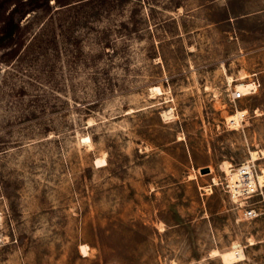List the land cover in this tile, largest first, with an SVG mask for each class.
Wrapping results in <instances>:
<instances>
[{
    "label": "rangeland",
    "instance_id": "rangeland-1",
    "mask_svg": "<svg viewBox=\"0 0 264 264\" xmlns=\"http://www.w3.org/2000/svg\"><path fill=\"white\" fill-rule=\"evenodd\" d=\"M0 264H264V0H0Z\"/></svg>",
    "mask_w": 264,
    "mask_h": 264
},
{
    "label": "bare ground",
    "instance_id": "bare-ground-1",
    "mask_svg": "<svg viewBox=\"0 0 264 264\" xmlns=\"http://www.w3.org/2000/svg\"><path fill=\"white\" fill-rule=\"evenodd\" d=\"M229 80L232 81V79H229ZM251 87H253L252 83L240 82V83L236 84V88L240 92H242L244 95L249 93V89H251ZM231 120H232V122H237L238 121L237 115L234 116V118H232ZM256 158H257L256 152H251V159L255 160ZM102 162H103L102 160H97L96 164L100 165ZM245 169H247L245 172H242L241 171L242 169H239L238 171H236V173L231 174L229 177L232 188L235 189L236 192L238 191L237 189H240V187H242V186H245L246 189H248L249 191H255V188H256L255 178H254V176H252V172L249 169V167H246ZM257 179L260 183L262 182V180H261L262 176L258 175ZM80 249H81L82 254L86 253L85 245H81Z\"/></svg>",
    "mask_w": 264,
    "mask_h": 264
},
{
    "label": "built area",
    "instance_id": "built-area-1",
    "mask_svg": "<svg viewBox=\"0 0 264 264\" xmlns=\"http://www.w3.org/2000/svg\"><path fill=\"white\" fill-rule=\"evenodd\" d=\"M252 84H253V87H251V89H249V93H252V92H254L255 91V89H256V84H255V82H252ZM244 94L242 93V92H240L239 90H234L233 92H232V94H231V98H232V100H237V99H239L240 97H242ZM246 167H249V166H244V167H242V168H240V169H242L241 171L242 172H245L247 169H245ZM249 169H250V167H249Z\"/></svg>",
    "mask_w": 264,
    "mask_h": 264
},
{
    "label": "water",
    "instance_id": "water-1",
    "mask_svg": "<svg viewBox=\"0 0 264 264\" xmlns=\"http://www.w3.org/2000/svg\"><path fill=\"white\" fill-rule=\"evenodd\" d=\"M201 171L202 172H208L209 170H208V168H202Z\"/></svg>",
    "mask_w": 264,
    "mask_h": 264
}]
</instances>
